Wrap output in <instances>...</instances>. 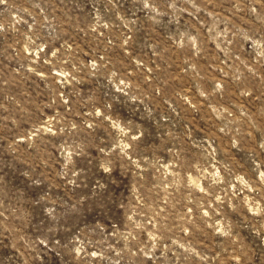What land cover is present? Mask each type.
<instances>
[{
	"label": "rangeland",
	"instance_id": "374dc122",
	"mask_svg": "<svg viewBox=\"0 0 264 264\" xmlns=\"http://www.w3.org/2000/svg\"><path fill=\"white\" fill-rule=\"evenodd\" d=\"M0 264H264V0H0Z\"/></svg>",
	"mask_w": 264,
	"mask_h": 264
}]
</instances>
